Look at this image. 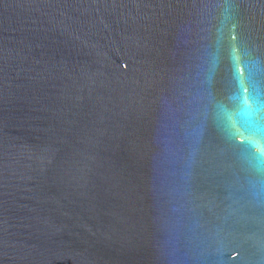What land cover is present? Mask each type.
Listing matches in <instances>:
<instances>
[{"label":"water","instance_id":"95a60500","mask_svg":"<svg viewBox=\"0 0 264 264\" xmlns=\"http://www.w3.org/2000/svg\"><path fill=\"white\" fill-rule=\"evenodd\" d=\"M0 264H264V0H0Z\"/></svg>","mask_w":264,"mask_h":264}]
</instances>
